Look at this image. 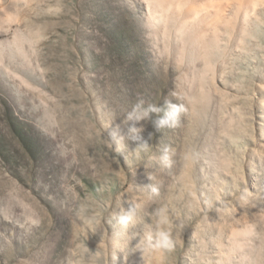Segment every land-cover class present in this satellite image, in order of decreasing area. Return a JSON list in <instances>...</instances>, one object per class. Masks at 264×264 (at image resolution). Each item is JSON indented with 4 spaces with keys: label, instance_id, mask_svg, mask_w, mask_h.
Listing matches in <instances>:
<instances>
[{
    "label": "rangeland",
    "instance_id": "374dc122",
    "mask_svg": "<svg viewBox=\"0 0 264 264\" xmlns=\"http://www.w3.org/2000/svg\"><path fill=\"white\" fill-rule=\"evenodd\" d=\"M210 1L0 0V264H264V0Z\"/></svg>",
    "mask_w": 264,
    "mask_h": 264
},
{
    "label": "clouds",
    "instance_id": "9594fccd",
    "mask_svg": "<svg viewBox=\"0 0 264 264\" xmlns=\"http://www.w3.org/2000/svg\"><path fill=\"white\" fill-rule=\"evenodd\" d=\"M145 101L138 100V103L133 106L131 112L127 115V120L132 121L133 125L129 129L128 134H122L118 127L112 130V139L106 141L108 147H111L113 143L116 144L117 150H122L126 147V141L131 139L132 141H142L140 147L144 150H147L150 145L148 140L152 138V134H149L148 140H144L143 137L140 135L141 129L135 126L136 122H139L142 119L149 117L150 114L155 113L157 114V118L153 121V125L157 131L163 128H173L176 127L179 123V119L181 114L186 112L185 105L182 103L176 104L172 103V101L165 100L164 107H161L155 103H150L147 105L146 108H143ZM143 108V111L141 109ZM160 113H163L161 116ZM160 162L166 168L173 167L175 161L173 160V153L168 146H165L161 156L159 157ZM151 179V177H149ZM153 192L156 191L155 188H152ZM135 207H139V205H135ZM132 206H130L129 211H123L117 219L118 223L122 226L127 227L129 224L133 222L134 214L131 211ZM158 219L156 220V232L155 234H148L146 236L147 241L151 245V247L156 251H171L174 247V240L172 238V234L169 227V218L166 212L161 211L157 214ZM91 232H101L102 233V240L99 245H103L105 232L100 224L99 221L90 224Z\"/></svg>",
    "mask_w": 264,
    "mask_h": 264
},
{
    "label": "bare ground",
    "instance_id": "6f19581e",
    "mask_svg": "<svg viewBox=\"0 0 264 264\" xmlns=\"http://www.w3.org/2000/svg\"><path fill=\"white\" fill-rule=\"evenodd\" d=\"M201 1H202V0H201ZM205 1H206V0H205ZM209 1H210V0H209ZM211 1H213V0H211ZM211 1H210V2H211ZM221 1H223V0H221ZM227 1H228V0H227ZM227 1L225 0V2H227ZM229 1H230V0H229ZM229 1H228V2H229ZM240 1H241V0H240ZM255 1H256V0H255ZM234 2L236 3L237 1L235 0V1L232 2V0H231V3L235 4ZM241 2H242V1H241ZM252 2H254V0H253ZM257 2H258V0H257ZM259 2H261V1L259 0ZM259 2H258V3H259ZM218 3H219V2H218ZM254 3H255V2H254ZM221 4H222V2H221ZM226 4H227V3H226ZM251 4H252V3H251ZM255 4H256V3H255ZM205 6H207V5L205 4ZM210 6H211V5H210ZM224 6H225V5H224ZM193 7H194V6H193ZM208 7H209V6H208ZM206 8H207V7H206ZM224 8H225V7H224ZM188 10H189V9H188ZM199 10H200V9H199ZM222 10H223V8H222ZM192 11H194V10H192ZM189 12H190V10H189ZM196 12L198 13V10L194 11V13H196ZM190 15H191V13H190ZM218 16H219V15H218ZM219 17H220V16H219Z\"/></svg>",
    "mask_w": 264,
    "mask_h": 264
}]
</instances>
